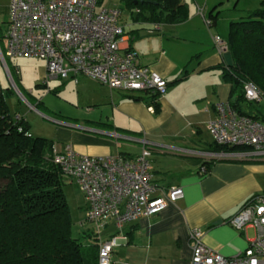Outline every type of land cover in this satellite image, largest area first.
Instances as JSON below:
<instances>
[{
    "label": "crops",
    "instance_id": "1",
    "mask_svg": "<svg viewBox=\"0 0 264 264\" xmlns=\"http://www.w3.org/2000/svg\"><path fill=\"white\" fill-rule=\"evenodd\" d=\"M182 1L188 16L178 23L149 21L144 19L148 12L138 16L137 8L124 7L120 0L99 1L100 7L120 9L128 44L140 65L166 79L167 89L157 106L144 92L110 89L88 77L55 78L60 80L56 89L72 86L76 104L81 103L58 114L59 120L51 119L60 125L53 131L55 141L80 154L131 157L145 140L154 145L150 173L156 193L169 185L183 189L182 198L155 215L121 229L108 225L105 235L119 236L112 247V264H190L193 228H200L202 242L224 256L243 251L254 236L253 227L239 230L227 219L251 196L264 192V157L210 163L209 155L217 151L207 123L217 116V103L230 105L234 99L231 84L218 67L227 53L216 52L213 36L226 40L229 23L260 7L261 0ZM204 18L212 24L207 26ZM45 73V66L39 67L38 83ZM240 105L247 109L245 102ZM202 164L208 166L205 174L199 173Z\"/></svg>",
    "mask_w": 264,
    "mask_h": 264
},
{
    "label": "built area",
    "instance_id": "2",
    "mask_svg": "<svg viewBox=\"0 0 264 264\" xmlns=\"http://www.w3.org/2000/svg\"><path fill=\"white\" fill-rule=\"evenodd\" d=\"M99 1L9 0L3 35L5 50L0 47V59L15 89L6 57L34 56L45 61L42 85L51 78L77 81L79 77H88L110 89L153 93L156 100L166 92V79L148 66L140 65L137 53L129 46L120 9L100 7ZM204 21L207 26L212 24L209 18ZM213 43L217 53L222 55L227 51V41L220 35L213 36ZM14 70L19 72L17 67ZM243 91L247 101L260 103L264 99V93L251 81L243 83ZM216 109L217 116L207 123L212 141L249 149L218 151L209 155L208 161L264 157V121L237 112L227 102L217 103ZM148 110L153 112L154 106L149 105ZM20 117L16 112L15 118ZM142 142L140 152L131 157L80 154L69 144L60 150L53 146V161L83 194L82 223L97 243L99 264H112V247L119 238L116 234L105 235L109 224L121 229L140 217L159 213L183 196L179 185L160 188L156 193L150 173L154 145ZM207 172V164H202L199 173ZM227 223L239 230L247 226L254 228L247 247L232 256H224L202 242L200 228H193L189 232L190 264H264V192L251 196Z\"/></svg>",
    "mask_w": 264,
    "mask_h": 264
},
{
    "label": "trees",
    "instance_id": "3",
    "mask_svg": "<svg viewBox=\"0 0 264 264\" xmlns=\"http://www.w3.org/2000/svg\"><path fill=\"white\" fill-rule=\"evenodd\" d=\"M120 2L124 7L137 8L138 16L148 12L144 19L152 22L178 23L188 16L182 0ZM226 41L227 59H222L218 67L223 79L231 84L234 99L230 106L264 120L262 110L247 101L243 91V83L251 81L264 93V0L260 7L229 23ZM13 92L9 86H0V264H99L97 243L88 229L82 230V236H87L89 243L73 234L63 190L70 180L53 161V140L33 136L25 117L17 119L16 112L10 113L6 97ZM149 96L157 106L156 95ZM242 102L247 104L246 110ZM214 148L217 152L249 149L217 144Z\"/></svg>",
    "mask_w": 264,
    "mask_h": 264
},
{
    "label": "rangeland",
    "instance_id": "4",
    "mask_svg": "<svg viewBox=\"0 0 264 264\" xmlns=\"http://www.w3.org/2000/svg\"><path fill=\"white\" fill-rule=\"evenodd\" d=\"M8 6L9 0H0V47L2 50H5L3 35L5 23L8 20ZM6 63L12 72L17 88L15 89L12 86L0 59V86L2 88L9 86L14 91L6 97L10 113L13 115L15 112H18L20 115H23L30 125L29 131L33 136H43L52 139L57 148L61 149V142L55 141L52 137L54 129L59 128L60 125L51 119L59 120L56 118L59 117L58 114L65 115V112H71L75 105L81 104L80 102L76 104L74 88L66 86L65 88L56 89L59 87L60 80L55 78L48 79L43 88L37 86L36 84L39 79L38 69L45 66L43 59L34 56H15L6 57ZM15 66L19 69V75H16L13 71V67ZM40 99L43 100V103L37 105L36 108H32L33 105L38 103L37 100ZM255 105L263 110L264 113V99L260 103H255ZM63 190L73 222V234L79 236L82 242L89 243V238L82 236V230L85 229V225L79 224L85 215L83 194L73 181L67 182Z\"/></svg>",
    "mask_w": 264,
    "mask_h": 264
},
{
    "label": "water",
    "instance_id": "5",
    "mask_svg": "<svg viewBox=\"0 0 264 264\" xmlns=\"http://www.w3.org/2000/svg\"><path fill=\"white\" fill-rule=\"evenodd\" d=\"M147 1H152V0H147Z\"/></svg>",
    "mask_w": 264,
    "mask_h": 264
}]
</instances>
